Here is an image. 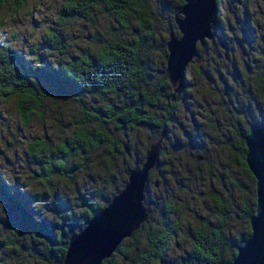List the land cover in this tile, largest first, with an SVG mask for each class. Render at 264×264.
<instances>
[{"label": "rangeland", "instance_id": "1", "mask_svg": "<svg viewBox=\"0 0 264 264\" xmlns=\"http://www.w3.org/2000/svg\"><path fill=\"white\" fill-rule=\"evenodd\" d=\"M62 2L27 0L17 12H12L6 2L0 8V44L16 51L25 65L51 71L60 69L69 55H95L105 43L126 41L135 44L145 59V78L138 88L153 90L157 86L164 75L162 50L167 33L172 31L178 37L172 22L179 8L176 0H144L141 11H131L122 24L99 6L86 19L69 18L57 26ZM217 14L219 27L211 25L213 39L203 48L197 47L201 58L185 69L170 133L160 143L157 162L148 175V198L143 202L149 211L146 220L150 217L154 222L161 203L169 202L178 225L157 264H177L187 254L193 229L214 222L212 204L218 197L224 204L229 243L239 242L245 228L239 217L242 206L252 205L254 197V184L236 163L234 147L250 122L260 123L264 118V0H217ZM50 29L61 36L66 55L51 52L41 44ZM219 41L226 44L227 59H223ZM33 80L42 90L48 89ZM81 100L90 114L108 103H131L111 93L81 94ZM42 105L40 114H34L23 126L14 100H0V177L32 215L55 229L61 218L66 221V213L71 214L73 222L84 218L82 199L102 205L121 189L128 169L133 163L141 164L143 152L158 130L141 124L121 130L112 121L89 123L87 129L102 130L106 142L95 150L87 148L76 154L67 165V176L39 182L34 178L35 166L26 156V144L34 137L55 144L86 117L69 97L44 100ZM163 108L164 99L160 97L158 104L147 110L162 115ZM188 114L193 115L195 126L189 123ZM122 144L129 147V157L115 152L116 145ZM15 220V214L0 200V264H60L47 252L43 241L25 231L17 234ZM67 236L60 234L61 239Z\"/></svg>", "mask_w": 264, "mask_h": 264}, {"label": "trees", "instance_id": "2", "mask_svg": "<svg viewBox=\"0 0 264 264\" xmlns=\"http://www.w3.org/2000/svg\"><path fill=\"white\" fill-rule=\"evenodd\" d=\"M143 1L63 0L57 11L56 25L62 26L69 18L86 19L89 12L99 6H102L105 12L112 14L122 24L125 23L131 11H141ZM6 2L12 12H17L24 7L27 0H0V8ZM176 2L180 8L182 0H176ZM212 17L213 26L219 27L217 0H215V10ZM41 44L51 52L66 55L61 36L53 29L47 31L41 40ZM162 51L165 59L166 50L163 49ZM30 52L35 54L36 50L32 49ZM144 60L135 44L114 40L100 46L95 55H69L60 69L52 68L49 71L40 67L25 65L16 51L9 46L0 44V100H14L15 111L23 126L30 123L34 114H40L44 100L69 97L77 103L79 109L86 115L84 122L76 125L66 137L55 144L39 137L32 138L26 144L25 153L35 166L33 174L37 181L45 182L54 176H67V165L76 154L87 148L95 150L106 142L102 130L95 128L89 131L87 129V125L94 121L99 123L112 121L121 130L141 124L158 130V133L164 124L166 130L161 143L166 140L170 133L169 125L173 118L179 91L171 102V87L164 75L161 76L159 83L153 90L139 89L138 86L145 78ZM33 79L46 84L48 89L42 90ZM90 93H111L129 99L131 103L123 106L108 103L97 107L94 113L90 114L87 113L81 100V94ZM160 97L164 99L163 114L156 115L147 109L154 108ZM252 124L264 125V118L260 123L250 122L239 134V139L234 147L235 161L251 182H253V178L244 163L243 137ZM124 145H116L115 152L117 154L123 152L126 155L122 149ZM109 152L111 154L113 150L110 148ZM129 156L126 155V157ZM135 166L137 164L133 163L128 171ZM126 176L121 187L126 181ZM6 187L0 177V200L16 216V233L21 234L25 231L33 238L43 241L46 244L47 252L60 264L67 241L84 226L93 213L105 206L110 197L120 189L107 197L102 205L93 204L86 198L82 199L81 205L85 212L83 219L73 222L71 221V214L66 213V221L61 218L55 225V229H51L49 227L51 225L40 222L27 210L16 193L9 191ZM147 198L148 179L144 186L143 202H147ZM253 202L254 197L252 196V205L250 203L248 206L243 204L242 216L238 215L243 218L245 223L243 236L239 242L234 240L231 244L225 233L226 215L223 200L221 197L215 198L212 204L214 222L207 225L202 224L193 229L189 251L177 264H229L234 256L235 247L249 234L248 217L254 212ZM172 214L171 204L162 202L155 221L150 222L149 217L130 237L123 239L114 252L101 264H119V261L128 264L159 263L169 248L171 238L175 236L177 231L178 225L172 218ZM63 225H67L68 228L64 230ZM60 234L68 235L67 239H61Z\"/></svg>", "mask_w": 264, "mask_h": 264}, {"label": "water", "instance_id": "3", "mask_svg": "<svg viewBox=\"0 0 264 264\" xmlns=\"http://www.w3.org/2000/svg\"><path fill=\"white\" fill-rule=\"evenodd\" d=\"M214 10L215 0H182L172 16L178 37L172 31L167 33L163 71L171 87V102L182 86L186 67L201 58L197 47L203 48L212 38ZM219 47L223 59H227L226 44L220 41ZM188 118L195 126L193 115L188 114ZM165 130L163 124L157 137L145 148L141 164L128 171L122 188L67 241L61 264H101L146 221L149 211L143 206L144 186L157 162ZM243 144L244 163L254 184V212L248 217L249 234L235 247L229 264H264V125H250ZM122 149L129 156L128 147L124 145Z\"/></svg>", "mask_w": 264, "mask_h": 264}, {"label": "clouds", "instance_id": "4", "mask_svg": "<svg viewBox=\"0 0 264 264\" xmlns=\"http://www.w3.org/2000/svg\"><path fill=\"white\" fill-rule=\"evenodd\" d=\"M0 41H2V38H0ZM7 47V45H5ZM260 213H261V208L259 209V216L258 218L260 217Z\"/></svg>", "mask_w": 264, "mask_h": 264}, {"label": "flooded vegetation", "instance_id": "5", "mask_svg": "<svg viewBox=\"0 0 264 264\" xmlns=\"http://www.w3.org/2000/svg\"><path fill=\"white\" fill-rule=\"evenodd\" d=\"M211 39H213V32H212V38H211ZM211 39H210V40H211ZM219 42H220V41H219ZM218 45H219V43H218ZM227 56H228V55H227Z\"/></svg>", "mask_w": 264, "mask_h": 264}, {"label": "bare ground", "instance_id": "6", "mask_svg": "<svg viewBox=\"0 0 264 264\" xmlns=\"http://www.w3.org/2000/svg\"><path fill=\"white\" fill-rule=\"evenodd\" d=\"M206 44V43H205ZM205 46V45H204Z\"/></svg>", "mask_w": 264, "mask_h": 264}]
</instances>
